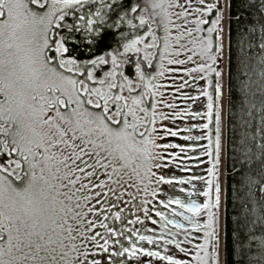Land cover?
Masks as SVG:
<instances>
[{"label":"snow or ice","instance_id":"snow-or-ice-1","mask_svg":"<svg viewBox=\"0 0 264 264\" xmlns=\"http://www.w3.org/2000/svg\"><path fill=\"white\" fill-rule=\"evenodd\" d=\"M254 6L241 0L236 14L228 16L226 51L225 11L232 0H0V264H101L97 252L108 253L110 238L124 235L107 223L108 213L120 220L121 210H112L128 202L125 195L133 200L142 190L145 197H156L157 189L149 187L153 182L173 183L153 172L161 167L157 149L178 147L157 143L162 138L157 121L169 119L159 106L176 107L161 91L168 72L207 84L201 94L207 98L202 128L208 132L196 137L208 140L204 154L212 157L202 192L206 202L161 201L183 209L173 216H183L188 225L156 212L165 228L171 224L183 233L182 239L180 231L169 232L167 239L161 235L165 254L138 247L128 237L130 247L120 244L111 255L127 254L139 264L141 256L167 264H221L225 57L231 75L233 61L239 69L252 60L254 48L264 53V14L258 36L254 23L241 20L240 9ZM258 6L264 8V0ZM259 63L264 67V54ZM181 79L177 91L188 84ZM184 114L200 115L175 111L173 118ZM167 134L178 135L171 129ZM261 149L264 157V145ZM250 153L251 148L244 151L242 166ZM246 180L264 193V173L259 181ZM150 203L141 201L146 218L150 209L143 205ZM128 231L147 244L158 243L154 236ZM201 232L203 243H195L193 254L185 245ZM172 245L192 259L174 258ZM260 248L257 264H264V238ZM238 264H244L243 256Z\"/></svg>","mask_w":264,"mask_h":264},{"label":"rangeland","instance_id":"rangeland-1","mask_svg":"<svg viewBox=\"0 0 264 264\" xmlns=\"http://www.w3.org/2000/svg\"><path fill=\"white\" fill-rule=\"evenodd\" d=\"M228 0H222V3L227 4ZM225 33H226V51H227V33H228V10L225 11ZM225 76L223 78L224 83V96L221 103L223 104L222 111V153H221V165H220V182H221V209L220 212V248L221 264H224V207H225V141H226V68H227V56L225 57ZM194 66V65H193ZM169 67H178V66H169ZM184 79L188 80V84L185 85L180 91H177V86L183 83ZM160 83L164 85L161 91L164 93V100L166 103L174 104L175 108H167L164 105L159 106V111L166 113L169 116V119L157 121L158 135L162 137L157 141L161 146L165 144L178 145V147H161L157 149L160 152L162 159L158 162L161 167L153 168L156 176H164L165 179L172 180V184H159L157 185L153 182L149 187L157 189V196L145 197L143 191L136 196L135 199L129 200L127 195L124 196V200L128 201L127 203L118 202L117 208L113 209V213L117 210H121V219L119 221V229L117 233L123 232V236H113L114 240L110 241V247L108 253H103L102 259L104 264H112L114 261H120L121 264H139L136 260H129L127 254L125 256H112L111 253L117 252L120 249V244L124 246H129V239L136 243L138 247H144L146 250L160 251L161 254L164 253L163 241L158 239L157 236V223L152 224V220L158 221L161 219L156 216V212L160 211L166 216L168 207H164V204L161 201H164L166 204L171 197V192L175 191V194L181 191L183 187L187 186V183L181 184L179 181H187V176L193 172L198 173L199 181L202 186V192L207 190L205 181L210 178L209 169L212 167V157L206 156L204 154L205 147L208 145L207 139H196V137L206 136L208 130L203 129L202 126L207 123V119L204 118V113L207 112V98L201 94L202 89L207 88L205 80L196 79L193 80L190 76H184L183 73H166L165 78L160 80ZM186 97H196V99H188ZM175 111H180L182 114L186 112L190 113H199V116L196 115H182L181 118H173V113ZM210 127H214L210 126ZM167 129L175 131L178 133L176 136H171L167 134ZM184 137H193V139H184ZM183 149V151H181ZM187 175V176H186ZM194 179L191 177L189 180V185H194ZM194 190L193 188H191ZM135 192V189H132ZM148 199L151 201L150 204L143 205V207H148L150 209L149 217H145L142 211L141 201L143 199ZM202 202H206V197L203 196ZM112 216V213H109ZM137 218L143 221V224L140 223H130V221H136ZM203 219H206V216H203ZM127 225H124L127 223ZM124 225V226H123ZM132 229L133 232H138L140 235L154 236L157 238L158 243L155 245L147 244L146 241H140L136 235H133L128 231ZM199 239L191 245H185L191 253L194 254L195 243H203V232L199 234ZM116 240H119L120 243H115ZM170 248V253L177 259H187L191 260L192 256H186L183 253H179L178 250H175L174 245L168 246ZM144 261V264H148V261L151 260L152 264H167L166 261H157L155 257L145 258L140 257Z\"/></svg>","mask_w":264,"mask_h":264},{"label":"trees","instance_id":"trees-1","mask_svg":"<svg viewBox=\"0 0 264 264\" xmlns=\"http://www.w3.org/2000/svg\"><path fill=\"white\" fill-rule=\"evenodd\" d=\"M240 2L232 0L228 16L236 14ZM250 3L256 6L240 9L243 12L241 20L249 25L254 23L258 36V21L264 8L258 6L259 0H250ZM231 28L234 35L237 25L232 23ZM262 54L254 48L252 60L246 67L241 65L238 69L233 61L231 75L229 66L226 68L224 264H238L242 256L244 264L248 261L257 264L262 258L260 240L264 238V221L260 216L264 215V193L258 184L249 186L246 180V176H252L259 181L264 173L261 163L264 159L261 157V145H264V77L261 72L264 67L259 63ZM241 70L247 71L248 75H242ZM248 148H251V160L242 166L241 161L246 159L244 151ZM109 217L107 223L119 229L120 220ZM99 230L104 232V229ZM102 255L103 252H97L96 258L104 264Z\"/></svg>","mask_w":264,"mask_h":264},{"label":"flooded vegetation","instance_id":"flooded-vegetation-1","mask_svg":"<svg viewBox=\"0 0 264 264\" xmlns=\"http://www.w3.org/2000/svg\"><path fill=\"white\" fill-rule=\"evenodd\" d=\"M187 176V175H186ZM199 174L193 172L192 174H190L189 176H187V181H189L191 179V177H193L194 179V185H189V182L187 183V186L183 187V191L178 192L177 194H175V191L171 192V197L170 199H180L182 201H184L185 203L190 202L192 200H195L197 203H203L202 202V186L200 184L199 181ZM191 188H193L194 190H192ZM176 212H184L183 209L179 208L178 205L176 204H170L168 206V210H167V214L165 217H167L168 219H174L177 220L180 223H184L185 226L187 227V222L183 219V216H173V211ZM186 215H191V213H185ZM159 218V217H158ZM165 225V220L163 219H159L157 221V236L158 239L161 237V235L163 234V236L167 239L170 238L168 236L169 232L172 233H176L178 231L181 232L180 237L182 239L183 233L181 230H177L173 225L169 224L167 225V227H164ZM200 240V239H199ZM197 241V240H195ZM193 241V242H195Z\"/></svg>","mask_w":264,"mask_h":264}]
</instances>
